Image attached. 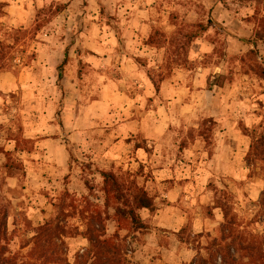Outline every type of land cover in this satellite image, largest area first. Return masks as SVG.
<instances>
[{"label":"rangeland","instance_id":"374dc122","mask_svg":"<svg viewBox=\"0 0 264 264\" xmlns=\"http://www.w3.org/2000/svg\"><path fill=\"white\" fill-rule=\"evenodd\" d=\"M76 4L103 10L121 4L155 9L157 14L149 17L151 21L156 17V23L141 34L152 53L145 51L149 54L137 58V64L142 79L153 84L158 103L166 108L157 114L163 135L159 161L182 160L210 171L202 188L207 201L199 203L206 226L197 232L189 223L176 235L181 248L195 251L193 259L182 264L201 260L221 264L232 241L236 245L230 247L231 255L249 262L243 247L264 237V42L256 38V33H264L260 21L264 0H76ZM7 6L0 1V70L12 69L16 56H26V63L35 67L32 42L37 41L38 26L13 27L5 20ZM217 7L228 12L213 11ZM115 31L122 35L117 27ZM200 41L202 46L197 45ZM118 67L116 57L111 68L115 76ZM171 87L176 89L175 104L167 109L170 95L161 90ZM96 88L85 103L101 97ZM140 98L145 117L152 99L143 93ZM10 101L7 111L2 108L9 115L13 105V116L0 124V251L18 262H31L42 251L51 253L40 264H158L157 249L145 247L150 231L139 214L145 227L117 213L120 207L135 209L143 192L153 198L145 188L150 175L144 179L142 164L134 172L124 162L117 171H101L98 165L95 171L89 143L64 135L60 144L68 157L63 168L43 157L39 139L25 136L34 120L25 113L22 98L13 95ZM185 104L195 110L183 112ZM59 108L58 103L57 112ZM55 121L60 123L59 118ZM136 147L152 151L142 138ZM230 147L233 155L227 159ZM103 172L114 174L121 200L112 180L105 183ZM46 223L57 226V239L35 247L36 232ZM223 230L231 238L223 239ZM163 241L166 246L172 243Z\"/></svg>","mask_w":264,"mask_h":264},{"label":"crops","instance_id":"0c3cea01","mask_svg":"<svg viewBox=\"0 0 264 264\" xmlns=\"http://www.w3.org/2000/svg\"><path fill=\"white\" fill-rule=\"evenodd\" d=\"M0 1L7 2L5 20L13 27L38 26L37 41L32 42L35 67L26 63V56H16L12 69L0 70V124L12 118L10 114L16 108L11 105L7 115L2 107L6 106L7 111L11 97L17 95L22 98L25 113L34 120L25 136L39 139L37 145L40 144L45 159L65 168L68 155L65 145L60 143L68 135L69 140L89 143L95 171L97 165L101 171H117L124 162L125 168L134 172L142 164L144 179L150 175L144 181L145 188L154 201L153 209L137 211L150 231L144 238L145 247L149 251L157 249L158 264L191 261L195 251L181 248L176 235L189 223L197 232L206 226L207 218L199 203L203 205L207 201L202 188L209 180L210 171L182 160L173 164L159 161L163 155L158 142L163 140V135L159 134L157 114L165 104L158 103L157 90L149 80L142 79L137 64V58L149 54L145 51L152 53L141 40L143 31L156 23V17L152 21L149 17L157 14L155 9L148 11L121 4L103 10L93 5L78 7L76 0H68L67 6L60 8L57 6L67 0ZM222 9L228 12L221 7L213 11ZM116 27L122 35H117ZM116 57L120 62L117 76L111 71ZM94 88L101 91V97L90 98L91 104L85 103L86 95ZM175 90L172 87L161 90L170 95L167 109L168 104L170 108L175 104L172 100ZM142 93L152 99L149 115L145 117L140 113L145 105L140 101ZM61 95H64L62 99ZM181 107L183 112L195 110L190 104ZM58 118L60 123L55 121ZM139 138L147 142L152 150L149 154L143 148H135ZM231 149L227 159L233 155ZM163 238L172 243L166 246Z\"/></svg>","mask_w":264,"mask_h":264},{"label":"trees","instance_id":"16d2710c","mask_svg":"<svg viewBox=\"0 0 264 264\" xmlns=\"http://www.w3.org/2000/svg\"><path fill=\"white\" fill-rule=\"evenodd\" d=\"M264 23V20H260ZM256 38L259 41L264 42V33L258 32L256 33ZM104 178H105V183L107 182L108 179H111L113 182V187L115 189V194L117 196L118 200H121V195L119 194L120 186L114 176L113 173L110 172H103L102 173ZM139 201L137 203V206L135 209H127L125 207H120L117 209V213L122 216H128L130 217L131 221L133 224L135 223L136 225H141V227H145V225L140 223V219L138 214L136 213L139 209L141 208H147V209H153L154 207V201L153 198H151L146 192L142 193V196L137 198ZM39 231L36 232V235L34 237V245L35 247L37 245L45 244L47 243L48 245H51L54 243V240L57 239L54 235L57 233V226H53L50 223H46L43 225V227H40L38 229ZM183 230V229H182ZM223 239H228L229 237L231 238V235L224 233L223 230ZM229 236V237H228ZM47 239V240H45ZM233 244L236 245L234 241H232L230 244L227 246V255L223 257V261L221 264H264V237L258 239L254 238L253 241L244 246L243 249L246 252L245 257L249 259V262H244L242 261L241 258L238 257H233L229 251L230 247L233 246ZM49 255L51 253H46V252H41L39 253L38 256H33V261L31 262H18V260H15V258H11L5 255L2 251H0V264H40L39 261H45L48 260ZM251 260V263H250ZM191 264H208L206 260H201V261H194Z\"/></svg>","mask_w":264,"mask_h":264}]
</instances>
